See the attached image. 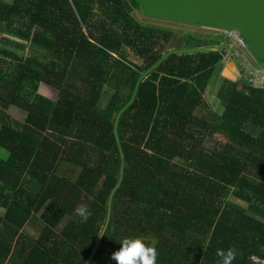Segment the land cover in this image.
Masks as SVG:
<instances>
[{
  "label": "trees",
  "instance_id": "trees-1",
  "mask_svg": "<svg viewBox=\"0 0 264 264\" xmlns=\"http://www.w3.org/2000/svg\"><path fill=\"white\" fill-rule=\"evenodd\" d=\"M135 10L0 0V264H87L99 238L89 264H116L125 238L155 247L156 264H219L229 248L232 264L264 261V90L223 78L220 114L197 117L227 53L171 54L115 134L165 55L222 43Z\"/></svg>",
  "mask_w": 264,
  "mask_h": 264
},
{
  "label": "water",
  "instance_id": "water-1",
  "mask_svg": "<svg viewBox=\"0 0 264 264\" xmlns=\"http://www.w3.org/2000/svg\"><path fill=\"white\" fill-rule=\"evenodd\" d=\"M146 17L153 19L183 23L186 25L226 30L231 32L237 30L244 39L253 56L264 62V0H135ZM231 37L226 35L225 40L217 46L196 47L173 50L165 55L157 64L150 68L139 80L132 102L128 104L117 116L115 123V134L123 113L132 106L137 96L140 84L148 78L155 68L171 54H192L222 51L229 46ZM228 66L235 63L229 59ZM236 68V67H235ZM228 73V72H227ZM231 75V74H228ZM232 82L236 81L235 76L223 77ZM122 155V168L119 182L111 192L108 199L107 220L109 219L111 199L114 192L120 188L124 174V156ZM100 238L90 256L87 264L90 263L94 252L99 245Z\"/></svg>",
  "mask_w": 264,
  "mask_h": 264
},
{
  "label": "rangeland",
  "instance_id": "rangeland-1",
  "mask_svg": "<svg viewBox=\"0 0 264 264\" xmlns=\"http://www.w3.org/2000/svg\"><path fill=\"white\" fill-rule=\"evenodd\" d=\"M134 15L137 19L141 20L146 25H156V26L174 29V30H179V31H187L191 35H194V36H206L209 38H212L211 36H217L216 41H222L223 42L225 40V36L223 34H222V36L215 35L218 33H214L212 31H210L208 29H204L202 27L186 25L183 23H175V22H171V21L153 19L150 17H146L143 14V12H141L139 10H135ZM235 44L236 43L234 42L232 47L228 46L225 49L226 53H229V55H230L232 51H237L239 54H244V52L241 49H239L238 47H236ZM130 55H132L131 52H130V54H128V61L135 63L136 58L134 56H130ZM229 58H231V56ZM234 61H235L236 65L239 67L240 66V59L235 57ZM260 65L262 68H264V62H261ZM231 70H233V72ZM228 74H231V75H228ZM235 74H236V68L234 66H227L226 65V57H225V59L215 67L214 76H213L212 80L210 81L209 86L207 87L205 95L203 97V106H202V108H200L196 111L197 117L206 116L207 113H212V114L219 113L220 114V107H219L218 102L215 99L216 91L219 88V85L222 84L224 76L225 77L235 76ZM43 92L45 94H47L46 91L43 90ZM48 95L50 96V94H48ZM51 96H52V99H56V93H53ZM9 114L12 117H14L15 119H17L18 121H22V119L24 118V114L22 112H18L15 110H10ZM234 201H236V200H234ZM236 202H238V201H236ZM238 203H240V202H238ZM240 204H242L243 206L245 205L243 203H240ZM0 214H3L2 210H0Z\"/></svg>",
  "mask_w": 264,
  "mask_h": 264
},
{
  "label": "clouds",
  "instance_id": "clouds-1",
  "mask_svg": "<svg viewBox=\"0 0 264 264\" xmlns=\"http://www.w3.org/2000/svg\"><path fill=\"white\" fill-rule=\"evenodd\" d=\"M235 67L237 66L235 65ZM75 212L78 217L85 221L92 214L86 204L79 206ZM215 254L219 258V264H232L236 258V252L232 248L217 249ZM157 256L156 248L148 246L142 239L125 238L120 243L119 250L111 255V259L116 261V264H156Z\"/></svg>",
  "mask_w": 264,
  "mask_h": 264
},
{
  "label": "built area",
  "instance_id": "built-area-1",
  "mask_svg": "<svg viewBox=\"0 0 264 264\" xmlns=\"http://www.w3.org/2000/svg\"><path fill=\"white\" fill-rule=\"evenodd\" d=\"M203 28V27H202ZM213 32H218L224 36L231 37L229 47H232L234 42L236 47L241 49L244 54H239L237 51H232L231 54L227 53L226 60L231 56L240 59V66L236 67V82H242L243 85L253 87L255 89L264 90V68L261 67L259 61L253 56L248 45L244 39L240 36L237 30L228 32L226 30L204 28ZM234 41V42H233ZM252 261L255 264H264V261L253 258Z\"/></svg>",
  "mask_w": 264,
  "mask_h": 264
},
{
  "label": "flooded vegetation",
  "instance_id": "flooded-vegetation-1",
  "mask_svg": "<svg viewBox=\"0 0 264 264\" xmlns=\"http://www.w3.org/2000/svg\"><path fill=\"white\" fill-rule=\"evenodd\" d=\"M212 32H213V31H212ZM214 33H218V32H214ZM215 35L220 36V35H222V34H219V33H218V34H215ZM215 37H217V36H215ZM234 58H235V57H232L231 59H233V61H234ZM235 65H236V64H235ZM236 66H237V65H236ZM237 67H238V66H237ZM235 83H236V81H235Z\"/></svg>",
  "mask_w": 264,
  "mask_h": 264
},
{
  "label": "crops",
  "instance_id": "crops-1",
  "mask_svg": "<svg viewBox=\"0 0 264 264\" xmlns=\"http://www.w3.org/2000/svg\"><path fill=\"white\" fill-rule=\"evenodd\" d=\"M228 64H229V59L226 61V65L228 66Z\"/></svg>",
  "mask_w": 264,
  "mask_h": 264
},
{
  "label": "bare ground",
  "instance_id": "bare-ground-1",
  "mask_svg": "<svg viewBox=\"0 0 264 264\" xmlns=\"http://www.w3.org/2000/svg\"><path fill=\"white\" fill-rule=\"evenodd\" d=\"M233 72V70H231Z\"/></svg>",
  "mask_w": 264,
  "mask_h": 264
}]
</instances>
